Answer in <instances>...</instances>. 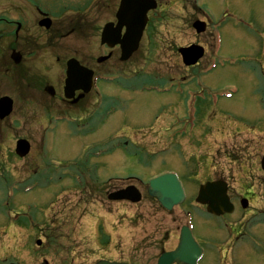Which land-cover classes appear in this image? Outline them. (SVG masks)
Listing matches in <instances>:
<instances>
[{
    "label": "rangeland",
    "instance_id": "1",
    "mask_svg": "<svg viewBox=\"0 0 264 264\" xmlns=\"http://www.w3.org/2000/svg\"><path fill=\"white\" fill-rule=\"evenodd\" d=\"M118 2L0 0V96L13 100L12 113L0 121V264H94L98 259L154 264L160 252L175 248L181 227L190 223L192 235L205 246L200 264H218L221 252L214 250L215 243L224 242L225 236L215 224L220 220L249 222L247 242L254 250L247 264H264L263 180L251 182L254 199L248 214L239 209L215 221L194 202L198 186L217 175L240 192L245 178L233 160L241 156L219 154L221 146L229 147L238 138L228 131L196 130L199 146L188 138L177 142L190 163L173 153L171 138L173 110H180V100L186 97L175 83L189 76L180 62V47L203 43L209 49L202 65L212 56L216 68L199 77L203 95L227 91L230 110L257 114L264 107V0H157L160 9L151 16L136 54L123 64L117 58L97 64L96 59L107 54L98 46L100 30L114 20ZM209 7L216 13L220 9L215 23L225 24L218 30L214 54L215 27L210 23L199 36L191 28L195 19L205 20L203 10ZM38 11L51 19L50 32L38 26ZM17 24L21 29L15 45L24 60L16 74L5 76L8 33ZM70 56H79L85 67L107 81L113 78L117 86L100 82V97L93 100L92 92L80 111L25 90L28 79L52 82V69L62 67L61 74L55 71L51 77L64 79L63 63ZM127 85L140 89L128 90ZM109 108L114 111L103 117ZM257 137L263 139L264 134L257 131ZM19 139L31 144L23 160L13 154ZM60 170L62 182L57 185L54 173ZM170 171L187 178V197L168 212L146 191L152 178ZM132 185L142 196L139 203L107 200L112 190ZM15 213L19 219L13 225L9 219Z\"/></svg>",
    "mask_w": 264,
    "mask_h": 264
},
{
    "label": "flooded vegetation",
    "instance_id": "2",
    "mask_svg": "<svg viewBox=\"0 0 264 264\" xmlns=\"http://www.w3.org/2000/svg\"><path fill=\"white\" fill-rule=\"evenodd\" d=\"M216 9L217 11L219 10L218 8ZM11 26L12 23H10V27ZM207 26H209L208 22ZM15 30L16 29H10L8 33L10 38L9 43L10 41L11 43L7 47V52H11L12 50L17 49V46L15 44L17 43L18 34L15 32ZM113 56L114 54L111 52V57ZM77 60L81 65H86V62H83L79 56L77 57ZM60 61V58L55 57V62ZM199 70L200 65L198 64L194 67L188 68V70H185L187 74H189V76L180 77V79L183 80L181 85H185V88L183 89V87L181 86V89L186 91L187 96L180 100L181 103H183L182 108L180 110L179 108L176 110L174 109L171 117V122L174 123L172 124L173 130L171 132V138L174 141L173 153L178 155V157H180L185 163H190L188 153L181 151V146H179L177 142L178 140H184L188 138L190 139L191 143H193V145L199 146V142L194 140L193 133L198 129L207 132H210L212 130L216 132L217 130L221 134H223L224 131H228V133H230L232 137L238 138V140H234L235 142L231 143L229 147L221 146V151H219V154L221 152L222 154L226 153L230 156L235 152V155L241 156V158H239L238 160L233 161L238 162L239 164V172L245 178L244 185L239 187L240 192H236V189L234 190L226 182L228 186L226 192L230 201L234 205V212L239 211V206L241 204L240 201L244 200L250 205L249 209L246 212L248 214L251 212V203L254 199L252 191L253 187L251 185V182L256 180L264 181V172L262 171L260 165L261 159L264 155V138L258 140L257 137V131H261L264 134V108L259 109L257 114H254L253 112H246V110H240L237 108H233L230 110V108L227 107V103L223 99L217 98L212 100L211 97H206L202 94L200 78L196 76L201 72ZM4 71L5 76H8L12 73L16 74L17 67L13 66L9 62V65H7V68ZM52 74L54 75L55 73L53 72ZM50 79V81L52 82H48L46 79L34 80V78H32L30 79L31 81L28 79L29 81H27L25 84V90L27 89L37 91L36 93H44L49 96L47 94L46 88L51 87L50 89L53 90L54 95L52 97L49 96L50 98H56L60 100L66 108L75 109L78 111H80L84 107V104L88 102L87 100L88 98H90L89 96H91V91L83 95L81 90H77L73 94L71 100H66L64 98V79L61 80V76H59V78ZM1 97L2 96H0V98ZM217 147L218 149H220V146ZM194 160L196 161V163H198L197 159ZM194 160H192L191 162H194ZM211 160L214 164H217V162H214V157L211 158ZM194 169L198 170L197 168ZM190 170L192 171L193 168H191ZM36 174L37 173H35L34 175ZM177 174L181 179H187L186 177L183 178L179 171L177 172ZM198 174L199 173L196 172V176ZM59 180L62 181V177L59 178ZM210 181L224 182L226 180L224 175H217ZM224 217L225 216H222L221 218L223 219ZM11 219V223L17 222V214L12 215ZM249 225V222H242L240 220L233 223H226L224 221L222 222L221 227L224 228L226 236L221 240L224 242H222L221 244H215V246L218 247L220 251H224V253L222 254H219L218 252L215 253V255L219 254V264L248 263V260L251 257L250 255H252L254 250L252 249V243L249 244V242H247L248 238L246 228L248 229ZM199 244L204 250L205 246H203L201 243ZM203 256H205V250ZM202 261L203 258L198 262V264H200ZM154 264H156V262Z\"/></svg>",
    "mask_w": 264,
    "mask_h": 264
},
{
    "label": "water",
    "instance_id": "3",
    "mask_svg": "<svg viewBox=\"0 0 264 264\" xmlns=\"http://www.w3.org/2000/svg\"><path fill=\"white\" fill-rule=\"evenodd\" d=\"M155 8L154 3L152 5L150 0H121L119 10L116 14L117 26L114 28L112 24H108L103 28L101 42L106 43L110 47L120 45L121 48V61H126L131 54L137 49L139 40L141 38L143 29L146 22V12L149 9ZM40 26L49 27V21L45 20L39 24ZM127 29V33L121 38L119 31L124 27ZM197 32L202 31V26L194 24ZM182 56V62L186 66L194 65L196 61L201 57L202 51L200 48L192 46L190 48H184L178 51ZM12 59L20 61L18 54H13ZM105 59L99 60V62ZM66 70V90L77 88L78 85L83 83L88 87L90 85V79L92 73L78 67V64L74 60H70L67 64ZM75 88V89H76ZM78 89V88H77ZM88 91V88L85 89ZM11 111V101L7 98L0 101V113L1 118L8 115ZM28 144L24 141H20L17 144V154L20 157H24L28 152ZM262 169L264 171V158L261 162ZM226 188L224 184L212 183L201 186L199 190L196 202L198 204L207 205V211L210 214L220 216L224 213L231 212V205L226 196ZM150 197H154L164 209L170 211L174 205L180 204L183 201V195L180 186L176 178L172 175H162L156 179H152L149 182L147 191ZM109 200H127L131 203H138L141 200V195L134 187H128L125 190L111 194L108 197ZM40 244L39 242L37 243ZM191 237L186 229H182L180 235V242L178 249L169 254H163L160 256L158 264H172L178 262L180 264H189L196 261L198 254L197 249L194 246ZM97 264H118L108 263L101 261ZM121 264V263H119Z\"/></svg>",
    "mask_w": 264,
    "mask_h": 264
}]
</instances>
